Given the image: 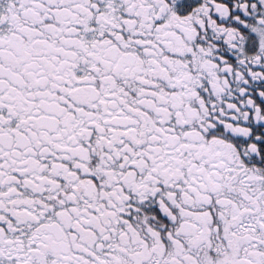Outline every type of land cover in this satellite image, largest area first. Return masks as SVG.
<instances>
[{
	"label": "snow or ice",
	"instance_id": "6c2138e0",
	"mask_svg": "<svg viewBox=\"0 0 264 264\" xmlns=\"http://www.w3.org/2000/svg\"><path fill=\"white\" fill-rule=\"evenodd\" d=\"M0 264H264V0H0Z\"/></svg>",
	"mask_w": 264,
	"mask_h": 264
}]
</instances>
